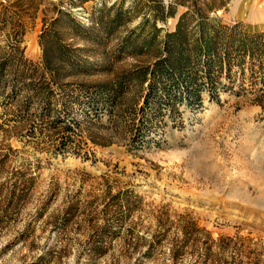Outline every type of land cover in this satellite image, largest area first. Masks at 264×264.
Here are the masks:
<instances>
[{"label": "rangeland", "instance_id": "rangeland-1", "mask_svg": "<svg viewBox=\"0 0 264 264\" xmlns=\"http://www.w3.org/2000/svg\"><path fill=\"white\" fill-rule=\"evenodd\" d=\"M162 1L173 15L157 38L184 11L189 25L204 15L264 31L248 13L264 0ZM153 14V0H0V45L22 28L27 61L45 55L74 97L119 91L94 120L71 107L80 128L63 153L48 132L23 135L0 97V264H264L262 80L233 66L214 99L144 105Z\"/></svg>", "mask_w": 264, "mask_h": 264}, {"label": "trees", "instance_id": "trees-1", "mask_svg": "<svg viewBox=\"0 0 264 264\" xmlns=\"http://www.w3.org/2000/svg\"><path fill=\"white\" fill-rule=\"evenodd\" d=\"M153 7L154 14L149 25L151 36L141 39L142 44L158 39L150 67L138 77L139 84H146L144 105L150 100L154 108L161 102L166 108L177 101L194 106L200 102L201 91L214 99L218 91L227 89L222 85L218 87L216 78L221 72L229 74L236 66L240 73L248 69L250 80L257 76L262 80L254 102L262 107L264 31L247 32L237 29V24L219 25L214 21L216 19L204 15L189 25V11H184L176 18L174 28L157 38L161 27L156 26V21H165L173 12L170 4L162 0H153ZM21 33L22 28H19L8 39L7 47L0 45V97L5 99V110L15 113L13 126L24 130L23 135L32 140L34 136L48 132L62 145L57 153H63L64 146L73 144L75 129L80 128L76 121L68 117L71 107L79 105L82 115L94 120L97 117L94 110H98V106H101L100 109L113 106L118 88L79 86L77 92L84 94L79 100L72 95V90L67 89L68 85L62 86L55 81L56 72L47 65L45 55L40 66L27 61L20 46ZM17 94L21 95V99L14 101ZM30 180V177H23L22 187ZM10 194L14 197V191Z\"/></svg>", "mask_w": 264, "mask_h": 264}, {"label": "bare ground", "instance_id": "bare-ground-1", "mask_svg": "<svg viewBox=\"0 0 264 264\" xmlns=\"http://www.w3.org/2000/svg\"><path fill=\"white\" fill-rule=\"evenodd\" d=\"M251 8H254V9H251ZM248 10H249V15L250 16H254L255 17V15L256 16H258V17H260V18H264V3L263 4H260L259 6H257V7H254V6H252V7H250V6H248ZM247 13V12H246ZM258 17H256V18H258ZM251 18V17H250ZM256 18H254L255 20H256ZM252 19H253V17H252ZM254 20V21H255ZM261 20H263V19H260V21ZM259 21V20H258ZM256 22V21H255ZM263 22V21H262Z\"/></svg>", "mask_w": 264, "mask_h": 264}]
</instances>
